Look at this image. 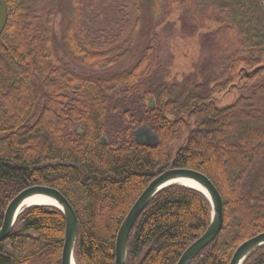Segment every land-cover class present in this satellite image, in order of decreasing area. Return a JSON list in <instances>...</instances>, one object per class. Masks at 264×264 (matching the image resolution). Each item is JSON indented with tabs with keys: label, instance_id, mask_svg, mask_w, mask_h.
Listing matches in <instances>:
<instances>
[{
	"label": "trees",
	"instance_id": "trees-1",
	"mask_svg": "<svg viewBox=\"0 0 264 264\" xmlns=\"http://www.w3.org/2000/svg\"><path fill=\"white\" fill-rule=\"evenodd\" d=\"M94 2L6 0L0 227L18 193L48 186L76 214V264H114L117 233L137 197L164 171L188 168L212 181L223 205L220 232L190 264H229L240 243L264 232V69L244 74L264 64V0H202L232 27L240 51L180 81H154L166 0H101L99 11ZM84 8L90 18L119 21L122 33L96 43ZM236 88L243 93L232 103L216 105L214 95ZM142 125L157 135L155 147L135 142ZM210 220L201 192L163 188L131 228L126 264H175ZM64 235L59 209L30 206L0 242V264H61ZM242 264H264V245Z\"/></svg>",
	"mask_w": 264,
	"mask_h": 264
},
{
	"label": "water",
	"instance_id": "water-1",
	"mask_svg": "<svg viewBox=\"0 0 264 264\" xmlns=\"http://www.w3.org/2000/svg\"><path fill=\"white\" fill-rule=\"evenodd\" d=\"M8 19V11L5 0H0V35L2 34ZM154 102L149 98L148 107L152 108ZM136 143L155 147L158 143L157 135L146 125H142L134 131ZM105 143V138L101 140ZM183 177L192 184L172 182L173 179ZM182 185L201 192L208 200L212 209L211 222L204 234L193 242L180 256L175 264H189L208 244L218 235L223 224V205L220 194L212 181L203 173L187 168H173L156 176L135 200L125 216L116 237L114 264H126L127 240L133 224L138 216L148 205L154 195L169 185ZM33 196H43L47 201L26 205L27 199ZM30 206H51L59 209L65 218V235L61 252V264H71L75 261L74 249L77 239L78 224L76 214L66 198L56 189L35 185L22 190L7 205L3 222L0 227V242L10 234L17 217ZM264 244V232L257 234L242 242L234 251L229 264H242L246 257L257 247Z\"/></svg>",
	"mask_w": 264,
	"mask_h": 264
},
{
	"label": "rangeland",
	"instance_id": "rangeland-1",
	"mask_svg": "<svg viewBox=\"0 0 264 264\" xmlns=\"http://www.w3.org/2000/svg\"><path fill=\"white\" fill-rule=\"evenodd\" d=\"M93 1L99 11L101 0ZM109 1L111 0H103L107 3ZM166 1L167 15L158 27L159 44L154 81H180L190 72L198 73L208 61L228 50L240 51L232 27L216 10L202 6V0ZM90 12L91 9H82L83 24L90 38L96 43L107 37L116 38L122 33L119 21L90 18ZM117 13L119 12L112 13L114 19L119 17ZM193 30L196 31L192 33ZM209 75L213 76V73L210 72ZM241 93L243 92L239 88L217 93L214 95L216 105H229ZM145 102H148V97Z\"/></svg>",
	"mask_w": 264,
	"mask_h": 264
},
{
	"label": "bare ground",
	"instance_id": "bare-ground-1",
	"mask_svg": "<svg viewBox=\"0 0 264 264\" xmlns=\"http://www.w3.org/2000/svg\"><path fill=\"white\" fill-rule=\"evenodd\" d=\"M5 1H6V0H5ZM6 5H7V3H6ZM7 11H8V8H7ZM261 69H264V64H260V65L256 66L254 69H252V70H250V71H244V74H245L246 76H248V75H250V74H252V73H254V72H256V71H259V70H261ZM150 97H151V96L148 97V104H149V98H150ZM151 98H152V97H151ZM152 100H153V98H152ZM153 102H154V101H153ZM135 130H136V129H135ZM135 130H134V131H135ZM79 132H80V130H79ZM133 136H134V132H133ZM102 138H105V137L102 136V137H101V140H102ZM101 142H102V141H101ZM105 143H106V138H105ZM105 143L102 142V144H105ZM187 169H188V168H187ZM150 182H151V181H150ZM172 182L181 183V184H189V185H193V186H196L197 188H200V189H201L200 186H197V185H195V184H192L189 180H187L186 178H183V177L175 178V179H173ZM147 186H148V185H147ZM147 186H146V187H147ZM155 195H156V194H155ZM155 195H154V196H155ZM137 198H138V197H137ZM151 200H152V199H151ZM45 201H47V200H46L43 196H33V197H30L29 199H27V201H26V205L33 204V203H36V202H45ZM132 205H133V204H132ZM50 207H51V206H50ZM210 207H211V206H210ZM211 218H212V209H211ZM210 222H211V220H210ZM222 225H223V224H222ZM206 230H207V229H206ZM220 230H221V229H220ZM219 232H220V231H219ZM203 234H204V233H203ZM203 234H202V235H203ZM259 234H260V233H259ZM202 235H201V236H202ZM201 236H200V237H201ZM200 237H199V238H200ZM197 239H198V238H197ZM197 239H196V240H197ZM196 240H195V241H196ZM247 240H248V239H247ZM195 241H194V242H195ZM245 241H246V240H245ZM243 242H244V241H243ZM191 244H192V243H191ZM191 244H190V245H191ZM240 244H241V243H240ZM240 244H239V245H240ZM190 245H189V246H190ZM208 245H209V244H208ZM208 245H207V246H208ZM239 245H238V246H239ZM263 245H264V244H263ZM189 246H188V247H189ZM207 246H206V247H207ZM238 246H237V247H238ZM261 246H262V245H261ZM188 247H187V248H188ZM237 247H236V248H237ZM187 248H186V249H187ZM257 248H258V247H257ZM235 250H236V249H235ZM235 250H234V251H235ZM254 250H255V249H254ZM254 250H253V251H254ZM253 251H252V252H253ZM233 253H234V252H233ZM181 255H182V254H181ZM232 255H233V254H232ZM191 262H192V261H191ZM191 262H190V263H191ZM243 262H244V261H243ZM190 263H189V264H190ZM71 264H76V262H75V261H72Z\"/></svg>",
	"mask_w": 264,
	"mask_h": 264
}]
</instances>
